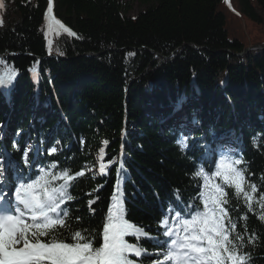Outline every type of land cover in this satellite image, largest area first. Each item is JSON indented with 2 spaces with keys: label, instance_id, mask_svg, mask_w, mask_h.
<instances>
[{
  "label": "trees",
  "instance_id": "1",
  "mask_svg": "<svg viewBox=\"0 0 264 264\" xmlns=\"http://www.w3.org/2000/svg\"><path fill=\"white\" fill-rule=\"evenodd\" d=\"M137 1L146 8L130 15L124 0H51L53 23L49 0H6L5 11L0 9V53L10 54L0 57V75L11 68L16 90L11 106L16 113L33 108L26 112L27 126L31 115L46 119L39 128L40 119L34 118L36 131L23 133L37 139L40 129L58 130L52 141L64 145L51 157L59 164L57 173L83 172L68 188L73 199L63 203L66 227L57 235L71 243L79 231L99 247L115 194L125 219L162 242L160 217L179 206L178 199L198 193L192 154L200 152L205 161V144L211 147L221 136L232 135L242 147L244 165L239 166L252 207L243 195L229 191L226 207L236 226L231 235L243 238L241 251L250 264H264V116L256 115L257 104L264 106V0ZM236 17L260 27L254 40L262 49L236 55L249 44L234 29ZM218 102L225 117L205 121L204 109ZM183 104L189 107L181 117L200 128L189 131L192 137L181 148V128L171 127L173 119L170 125L159 123L147 108L170 105L176 111ZM0 116L3 125L7 118ZM17 127L22 125L16 122ZM18 153L13 159L19 163ZM125 239L147 250L140 257L129 253L138 264L162 259L153 240Z\"/></svg>",
  "mask_w": 264,
  "mask_h": 264
},
{
  "label": "snow or ice",
  "instance_id": "2",
  "mask_svg": "<svg viewBox=\"0 0 264 264\" xmlns=\"http://www.w3.org/2000/svg\"><path fill=\"white\" fill-rule=\"evenodd\" d=\"M51 8L49 0L48 12ZM56 23L60 24V21ZM65 31L75 35L70 29ZM178 143L181 148L186 146L183 139ZM13 147L19 149L16 143ZM28 155V150H24L26 164ZM239 164V159L222 156L214 175L234 187L237 196L243 195L251 209V196L245 190V174L237 167ZM81 175L83 172L73 176L68 170L52 174L41 169L35 179H19L12 193L14 200L6 199L7 193L0 194V264H138L129 258V253L140 257L147 255V250L138 244H130L126 236H136L137 240L151 239L160 247L162 259L153 260L152 264H250L249 256L241 251L243 238L231 235L235 224L228 221L231 228L225 227L227 213L220 205L228 201L220 185L214 186V196L202 194L203 210L197 208L190 219H180L178 224L167 227L163 232L167 239L162 242L125 219L122 200L115 194L103 223V243L99 247L79 231L72 234L71 243L65 242L57 232L66 227L68 211L60 205L73 199L68 188ZM194 175H203V169ZM2 178L0 171V183H3ZM204 179L207 187L209 179L207 176ZM58 180L62 183H54ZM250 187L254 193L255 185ZM261 201V207H264V196ZM173 219H179V214ZM162 223L167 224L168 218L165 217Z\"/></svg>",
  "mask_w": 264,
  "mask_h": 264
},
{
  "label": "rangeland",
  "instance_id": "3",
  "mask_svg": "<svg viewBox=\"0 0 264 264\" xmlns=\"http://www.w3.org/2000/svg\"><path fill=\"white\" fill-rule=\"evenodd\" d=\"M5 1L6 0H0V9L5 6ZM7 1L9 2L10 0H7ZM124 1L125 2L127 1L129 3V8L130 9H129L128 13L130 15H135L139 11H141L142 9L146 8V5L139 3L137 0H131V1L124 0ZM3 11H5V8L3 9ZM49 13L52 15V12H49ZM53 19H54V17L52 18V16H51L52 23H53ZM237 19L238 20H234L235 21L234 22V24H235L234 25L235 26L234 29L239 30L238 37H240L243 41H246L247 40L248 42L247 41L246 42L249 43V44H247V46H246V48H245L244 51L237 52L236 55L241 56V55L244 54V52H246L248 50H251V49L252 50L262 49L263 48L262 47L263 44L261 42H259V41L254 40V39H256V37H255L256 36V31L259 30L260 27L257 26V25H255V24H252L245 17H242L240 19L238 17ZM4 22H5V20H4ZM11 25H12V23L10 24V26ZM247 47H250L251 49H247ZM148 49L151 52H154L155 54H159L155 50L153 51L151 48H148ZM29 96H31V95H29ZM256 100L257 101L258 100L260 101L259 98L258 99L256 98ZM226 102L227 103H230L231 101L229 99H226ZM226 102L224 101L222 103L223 104L224 103L226 104ZM217 104H218L217 107H215V108L210 107V110H205L204 109V117H205L204 120L205 121H212V122L215 121L216 117H214V116H216V115H219L218 116L219 119L221 117H225V115L223 114V109L220 106V103L218 102ZM3 108H4V110H3ZM257 108H258V110L256 111V115L261 114V115L264 116V106L259 107L258 104H257ZM25 109H29L30 110V109H33V108L32 107H29V106H25L24 109L21 112L16 113V106H11V95H10L9 98L8 97H1L0 96V113H3L4 118H7V120H8L9 123H12V122H15L16 121V120H14V116L16 114H22L23 115V119H25L26 118V112H27ZM147 109H148V112L150 113L149 116L150 117L155 116V118H159V120H160L159 123H161V124L165 123V121H166L161 116H166L167 115L169 118H173L174 122H172V126H176L178 128H181V136H180L181 138H178V139L180 141L183 139L185 141L186 145L188 144V139H190L192 137V136H189V133H190L189 131L190 130L194 131L196 128H200V124H198L196 122H189L188 123V125L189 124H193L194 125L191 128H190V126L189 127L187 126V127H184L183 128V124L186 123V120L183 117H181V115H177L176 114V111H174L173 110V107L170 106V105H166L165 109H164V107H159V108L156 107V108H154L155 111H153L152 108H147ZM255 109H256V106H255ZM252 110H254V109H252ZM170 111H172V112H170ZM230 112L233 113V114H236L237 117L240 116V112H236L235 110L234 111L233 110H230ZM34 118H35V120H36V118L42 119L41 116H37V115L34 116ZM1 120H2V118L0 116V132L2 133V135L8 134L9 128H6V126L4 127L3 125H1V122H2ZM4 122H6V119L4 120ZM185 129H187V130H185ZM18 133L19 132H16V135ZM204 134H206V133H204ZM206 136H208V135H206ZM262 137H264V134L262 135ZM195 142H201V141L196 140ZM226 144L228 146L227 148H230L231 147V149L233 151H237L238 150V152H239L240 149L242 148L241 146L239 148L237 147L238 145L233 141V136L232 135H223V136H221L220 138H218L216 140V143L213 144L211 147H218V146L226 145ZM251 144H252V142H251ZM29 146H31V145L28 144V147ZM27 149H29V148H27ZM96 155H97L98 158H101L102 157L101 153H97ZM0 171L4 172V164H3L2 161H0Z\"/></svg>",
  "mask_w": 264,
  "mask_h": 264
},
{
  "label": "bare ground",
  "instance_id": "4",
  "mask_svg": "<svg viewBox=\"0 0 264 264\" xmlns=\"http://www.w3.org/2000/svg\"><path fill=\"white\" fill-rule=\"evenodd\" d=\"M2 10L4 9V7H2L1 8ZM1 12V11H0ZM0 57H3V53H0ZM8 70H10L11 71V68H9V69H7V70H3L2 71V73H3V75H1V76H4L5 78H7V79H9L10 77H12V74L8 71ZM9 82H11L10 81V79L8 80ZM1 83H0V88H7L6 89V91H7V93H9L10 95H11V93L13 94V96L15 95V92H16V90H15V87L13 86V84H8L7 82H5V81H0ZM32 93H37L36 91H32ZM29 98V97H28ZM45 107V106H44ZM187 107H189V104H183L182 106H181V108H187ZM3 110H4V108H3ZM26 111H27V113H29L28 111V109H25ZM30 114V113H29ZM37 116H40V114L38 113V115ZM60 118H61V120H63V121H65V117H61V116H59ZM29 118H31V119H29V122H35V120H34V116H29ZM162 118H164L165 120H167V119H169V117L166 115V116H162ZM14 120H16V122L18 123V124H21L22 125V129L21 128H19V127H17V129H16V131L17 132H22L23 133V131L25 132L26 131V129H28V126H27V124L25 123V121H24V119H23V115H20V114H16L15 116H14ZM168 125H170L169 123H168ZM171 127H173V126H171ZM55 128H57V126H55ZM58 128H60V127H58ZM31 129L32 130H35L36 131V129L34 128V127H31ZM41 130V132H40V134L41 135H43V134H47V133H50V134H53L54 136H57V131L58 130H54V129H52V128H49V129H47V130H44V129H40ZM59 131L60 132H62V130L61 129H59ZM47 132V133H46ZM40 134H38L39 136H40ZM17 136H18V134H17ZM181 136V134L179 135V138H181L180 137ZM30 140L29 141H27V140H22V139H20L19 138V141L17 140V142H19V146H22L23 148H29L28 149V151H31V156H33V158H35V159H39V158H41L42 157V152H41V150H40V146H46V145H50L52 148H54L55 149V152H60V150H62V145H64V144H61L60 145V147H56L55 145H53L52 144V142H50L49 140H48V138H41V137H39L38 139H36V138H31L30 136H27ZM28 144H30L31 145V147H28ZM66 145V144H65ZM238 146V148L240 147L239 146V144H237ZM198 146H199V148H200V150H203L202 149V145H200V144H198ZM204 147V146H203ZM227 148H224L223 149V151H225ZM227 150H232L231 149V147L230 148H228ZM241 150V149H240ZM200 153V152H199ZM199 153H195V154H192V158H191V160H192V162L194 163L193 164V166H195V167H197V165L201 162V160H202V157H199L198 155H200ZM205 153V152H204ZM45 155H46V157H47V153H44ZM201 155H203L202 153H201ZM195 156H197V158H193V157H195ZM214 159V157L212 156V155H209V158H208V161H209V163L212 161ZM204 161V160H203ZM197 168H195V170H196ZM199 170H196V172H198ZM17 183H15V185H16ZM215 185H218L216 182L214 183H211L210 184V189L215 193V191H214V186ZM205 190H206V188H205ZM225 192V191H224ZM175 193V196L176 197H179L178 196V194L176 193V192H174ZM179 201H180V199H179ZM189 199H187V201H180L179 202V206L177 205V207L173 210V211H171V213L173 214V215H176V213H180V214H185V216L186 217H183L182 219H189V218H191V214L192 213H194V211H193V209H192V207H189L188 205H189ZM233 212V211H232ZM232 212H231V210H230V212L228 213L229 214V218H230V221H231V214H232ZM163 228V227H162Z\"/></svg>",
  "mask_w": 264,
  "mask_h": 264
},
{
  "label": "water",
  "instance_id": "5",
  "mask_svg": "<svg viewBox=\"0 0 264 264\" xmlns=\"http://www.w3.org/2000/svg\"><path fill=\"white\" fill-rule=\"evenodd\" d=\"M247 49H251L250 47H247Z\"/></svg>",
  "mask_w": 264,
  "mask_h": 264
}]
</instances>
